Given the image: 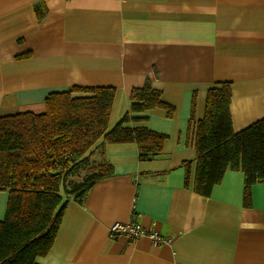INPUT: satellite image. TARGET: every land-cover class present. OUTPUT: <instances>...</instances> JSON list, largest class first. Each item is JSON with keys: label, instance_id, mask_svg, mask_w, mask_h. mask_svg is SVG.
<instances>
[{"label": "crops", "instance_id": "1", "mask_svg": "<svg viewBox=\"0 0 264 264\" xmlns=\"http://www.w3.org/2000/svg\"><path fill=\"white\" fill-rule=\"evenodd\" d=\"M146 81L174 108L172 117L163 108L133 114L167 135L161 154L141 161L133 143L95 147L91 159L110 163L114 175L83 201L68 200L38 261L264 264V182L244 206L242 171L228 170L203 196L185 186L184 166L194 168V122L216 82L232 83L235 131L264 116V0H0V116L42 113L53 91L110 86L111 128L131 113L130 93ZM8 196L0 190V220ZM116 222H137L170 242L113 236Z\"/></svg>", "mask_w": 264, "mask_h": 264}, {"label": "trees", "instance_id": "2", "mask_svg": "<svg viewBox=\"0 0 264 264\" xmlns=\"http://www.w3.org/2000/svg\"><path fill=\"white\" fill-rule=\"evenodd\" d=\"M41 7L42 2L36 5L39 19L46 12ZM114 97V87L72 86L49 93L42 113L0 116V190L9 194L0 220V264H41L38 259L51 250L68 200L83 201L96 182L114 175L110 163L95 161L84 178L73 179L95 147L133 143L141 161L161 154L167 135L149 128L145 116H133L163 108L172 117L174 108L161 100V92L149 81L134 87L131 113L110 128ZM231 99V81L209 88L204 117L194 122L193 170L191 161L184 162L185 186L210 196L228 170H239L245 176L244 206H250L253 185L264 182V116L235 131Z\"/></svg>", "mask_w": 264, "mask_h": 264}, {"label": "built area", "instance_id": "3", "mask_svg": "<svg viewBox=\"0 0 264 264\" xmlns=\"http://www.w3.org/2000/svg\"><path fill=\"white\" fill-rule=\"evenodd\" d=\"M110 234L113 236L125 235L130 238L147 236L156 245L170 242V239L168 237L161 235L156 230L145 228L137 222H128V223L116 222L110 227Z\"/></svg>", "mask_w": 264, "mask_h": 264}, {"label": "rangeland", "instance_id": "4", "mask_svg": "<svg viewBox=\"0 0 264 264\" xmlns=\"http://www.w3.org/2000/svg\"><path fill=\"white\" fill-rule=\"evenodd\" d=\"M97 160H93L89 158L88 164L81 166L79 170L75 173H73L72 177L74 180L78 181L80 178H84L86 174H88L90 171H92V162H95ZM68 183V182H67ZM69 185V183H68Z\"/></svg>", "mask_w": 264, "mask_h": 264}]
</instances>
